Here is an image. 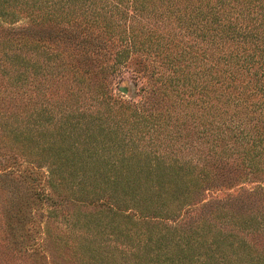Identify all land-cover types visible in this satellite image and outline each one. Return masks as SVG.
<instances>
[{"label":"trees","instance_id":"16d2710c","mask_svg":"<svg viewBox=\"0 0 264 264\" xmlns=\"http://www.w3.org/2000/svg\"><path fill=\"white\" fill-rule=\"evenodd\" d=\"M36 253L264 264V0H0V264Z\"/></svg>","mask_w":264,"mask_h":264},{"label":"rangeland","instance_id":"374dc122","mask_svg":"<svg viewBox=\"0 0 264 264\" xmlns=\"http://www.w3.org/2000/svg\"><path fill=\"white\" fill-rule=\"evenodd\" d=\"M122 79L123 81L120 83V86H118V88H116L115 90L116 96L120 98L122 97V98H128V99H136L137 98V87L133 83V81L129 78L128 73H125ZM120 88H122V90ZM118 91L120 92L119 94H122V96L118 94ZM29 259L30 260H27L26 262L31 263L32 261L35 264L36 263L37 264H53V260L49 259L48 261H46L44 257H42V255L39 253H36L30 256ZM54 262H55L54 264H59V259H55Z\"/></svg>","mask_w":264,"mask_h":264},{"label":"water","instance_id":"95a60500","mask_svg":"<svg viewBox=\"0 0 264 264\" xmlns=\"http://www.w3.org/2000/svg\"><path fill=\"white\" fill-rule=\"evenodd\" d=\"M122 90V88H120Z\"/></svg>","mask_w":264,"mask_h":264}]
</instances>
